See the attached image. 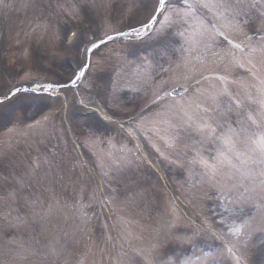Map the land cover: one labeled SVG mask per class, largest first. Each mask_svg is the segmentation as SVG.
Returning a JSON list of instances; mask_svg holds the SVG:
<instances>
[{
  "label": "rangeland",
  "instance_id": "1",
  "mask_svg": "<svg viewBox=\"0 0 264 264\" xmlns=\"http://www.w3.org/2000/svg\"><path fill=\"white\" fill-rule=\"evenodd\" d=\"M253 1H259L256 5L261 16H253L250 12L248 5ZM85 4L87 7H82ZM245 4L248 15L240 17L243 33L223 27V23L231 20L229 10L224 13L223 21H216L215 16H209L203 7L196 10V14L207 26L213 27V24L223 32H231L227 36L232 44L239 43L245 52H249L253 47H264V31H261L264 28V0H245ZM139 5L140 0H4L0 6V98L12 85L33 88L35 84L22 79L25 73L35 79L38 86L68 83L71 78L68 62L79 58L80 67L84 60L83 44L65 48L68 31L84 30L86 43L89 38L96 40L106 32L111 34L115 30L128 29L130 24L135 29L144 20V14L138 12ZM42 21L50 25L54 39L49 34L41 37L33 31ZM177 26L170 28L172 40L160 42L158 49L150 53L131 57L133 46L154 40V32L149 35L153 37L151 39L148 36L135 42L110 41L89 59L91 67L84 75L87 90L82 97L88 98L90 105L104 107L108 114H117L115 124L108 130L95 128L92 122L79 116V108L68 89L51 91L56 98L42 97L43 94L38 92L35 95L23 93L38 98L14 102L17 109L27 113V118L21 116L8 127H0V258L8 256L7 259L11 257L18 264L15 253L21 245L17 238L25 242L22 230L34 228L32 223H26V211L36 201L57 207L67 203L69 207L64 209L63 215L68 220L69 230L78 222L73 216L74 205L83 206L86 231L78 235V251L70 256L72 264H160L167 256L172 259L171 264H188L184 259L193 251L199 250L205 257H209L206 253L210 249L213 253L220 251L221 246L217 248L220 241L203 233L196 234L194 229L201 219H214L213 212L219 210L221 204L217 198L219 194L211 190L215 189L208 179L212 173L206 175V169L203 173L200 168L197 172L195 165L187 166L189 157L183 150L191 153V147L199 146L211 162L217 150H222V143L212 141L209 144L201 137L187 133L176 142L174 149H167L159 136L151 140L138 124L153 119L154 114L165 106L180 104L187 107V101L200 102L208 94L227 88L233 96L239 94L243 101L245 129L254 127L259 133L250 135L260 134L264 139V120L261 119L264 107L258 103L261 97L256 89H249L253 96L250 100L239 85L233 83H256L243 53L224 41L225 49L238 53L241 63L245 64L244 68L234 64L225 67L189 39L191 25L187 31L179 29L178 32ZM217 41H223V37H217ZM260 59L259 53L254 54L253 63L257 62V69L261 68ZM120 62L126 67L121 69ZM21 66L25 71L17 75ZM217 76H227V80L218 81ZM197 80H200L199 84ZM176 85H187L188 93L170 103L157 100L163 90ZM219 99L223 111L227 97ZM39 101L43 105L34 106ZM154 105L156 108H152ZM39 110H43V115ZM34 114L42 121L44 115L51 117L44 121L46 135H38L32 126L30 118ZM234 115L227 118L232 119ZM247 116L256 123L248 122ZM157 125L161 131L165 124ZM160 135L167 136V133ZM198 139L199 144L196 143ZM153 144L162 147L163 156L152 147ZM126 160L134 161L130 169L125 167ZM119 161H122L120 166ZM36 165H39L38 169ZM34 170L39 172L40 182L36 181ZM130 190L137 193L134 204L129 202ZM140 195L144 200L142 206L137 201ZM224 203L229 208H243L244 212L252 210L245 202L238 205ZM144 211L147 216L143 218ZM20 213L25 216L23 219H18ZM110 219L125 221L120 224L118 237L102 234L101 223L106 228ZM262 227L264 222L256 219L247 229V235L242 229L238 236L231 237L229 247L233 248L231 252L235 257L223 254L225 264H264ZM204 240H209L207 246L200 243ZM192 246L197 248L192 251ZM0 264L5 263L0 261ZM208 264H215V261L210 259Z\"/></svg>",
  "mask_w": 264,
  "mask_h": 264
},
{
  "label": "snow or ice",
  "instance_id": "2",
  "mask_svg": "<svg viewBox=\"0 0 264 264\" xmlns=\"http://www.w3.org/2000/svg\"><path fill=\"white\" fill-rule=\"evenodd\" d=\"M0 3H3V0H0ZM184 5H187L191 12H195L201 7H210L204 0H191V2L190 0H140L138 12L144 14V20L140 22V27L145 29V35L155 32L156 39H163V29L165 27L171 28L173 25H178L181 21H185V17L189 15V12L184 10ZM4 6L9 7L7 4H4ZM212 6L229 9L231 20L223 23V27L231 32L243 33V23L240 17L248 15L245 0H231V2H228V0H218ZM82 7L86 8L87 5H82ZM158 25L160 26L159 28L157 27ZM129 27L135 30L131 24ZM253 27L255 26L253 25ZM33 31L41 37L49 34L51 39L55 38L54 34L51 33L50 25L43 21L38 23ZM115 31L116 35H110L106 32L103 37L97 36L96 40L89 38L86 43L84 30L78 29L71 32V43L77 47L81 44L84 45L83 63L80 65L78 74L73 72V77H77V75L83 77L86 70L91 67L87 55L89 52L99 50L101 46H106L108 42L115 41L117 36L124 35L121 30ZM261 31H264V28ZM137 34L139 35V33ZM197 35L199 39L196 40V43L201 46L204 53L217 58L225 64V67L233 64L240 68L245 67V64L241 63L238 53H234L231 49H225L224 41L228 44H232V41L228 39V36L223 31L204 28ZM244 36L246 39H249L246 33H244ZM217 37H223V41L218 42ZM149 38L153 37L149 36ZM65 39H68V37L66 36ZM232 47L239 50V53L244 54L248 65L251 66L248 68V71L256 81V83L251 85L238 81H233V83L238 84L250 100L253 99V96L249 89H256L261 97L258 103L264 107V75H261V73H264V47L259 49L253 47L249 52H245L244 47L239 43L232 44ZM245 47L248 46L245 45ZM256 53H259L261 57L258 61L261 65L260 69H257L256 64L253 63L254 54ZM24 71L23 66H21L20 71L16 74L20 75ZM22 79L31 80L33 78L25 73ZM216 80L221 82L226 81L227 76H217ZM69 82H74V80L70 78ZM196 83L199 84L200 80H197ZM28 91L29 89L26 87L12 85L6 92H3L2 98H0V127H8L14 120H20L21 116L27 118V113L23 112L22 109H17L14 102L30 101L38 98L36 96L29 97L23 95V93H27ZM220 97H227V104L223 111L220 110ZM104 102L107 105V98H105ZM78 103L84 108L87 107L83 100H80ZM185 103L187 107L174 104L165 106L162 111L154 114V123L165 124L167 125L165 131L167 132L170 129L174 133L173 135L164 136L160 135L159 129H153L167 149H174L176 142L181 138L182 134L191 133L201 137L203 140L219 141L227 147L228 151L234 152L237 156L241 155L238 146L244 152L252 153L256 151L251 147V137L247 135L245 130V113L242 110L244 106L239 94L233 96L227 88H221L208 94L200 102L187 101ZM39 111L43 115V110ZM232 113H235L234 117L228 119L227 117ZM116 115L115 112L111 114L105 113L104 118L111 121ZM30 119L38 135L47 134V125L44 121L50 120V116L44 115L42 121L37 119L34 114ZM261 119L264 120V113L261 114ZM247 120H251L253 124L256 123L251 116H247ZM232 125H236V127L234 128ZM152 147L157 152H160L162 156L164 155L155 144ZM259 149V154L255 158L251 155L248 156V161L257 165L256 170L251 172V185L243 191H238L234 190L235 186L230 188L219 182L214 184L213 187L219 193L217 198L221 200L219 210L213 212L214 219L205 217L201 219L199 225L195 226L196 234L203 233L214 241H220L229 252H231V248L228 247V245L232 244L231 237L238 236L242 232V229L244 230V234L247 235V229L250 227L251 222L256 219L264 222V140L259 142ZM137 159L142 158L137 157ZM144 162L150 163L146 160ZM133 163V160H126L124 162L125 166L129 169ZM198 163L207 170L206 175L208 172L212 173L208 177L209 180L214 179L219 173V169L215 163H209L203 158ZM36 168L38 169L39 165H36ZM120 171H123V169H120ZM34 176L36 181L40 182L41 177L38 171L34 170ZM130 193L131 198L129 202L134 204L136 199L135 193H132V190H130ZM224 201H228V203L234 205L245 202L251 205L252 210L244 212L243 208H229ZM68 207L67 203L57 207L56 205L49 206L48 203L40 201H36L34 204L28 206L26 223L30 222L34 225V234L31 236L29 242L19 246L17 249L15 255L18 264H25L26 261L31 264L33 259L36 261V264H72L70 256L72 253L78 251V235L86 231L87 221L83 212V206H81L73 212V216L78 218V222L74 223L72 229L69 230L67 226L68 220L63 215L64 209ZM253 212H255V216ZM260 231L264 232V227ZM219 247L220 245H217V248ZM206 255L215 261V264H225L226 258L223 256L222 250L213 253L210 249Z\"/></svg>",
  "mask_w": 264,
  "mask_h": 264
}]
</instances>
